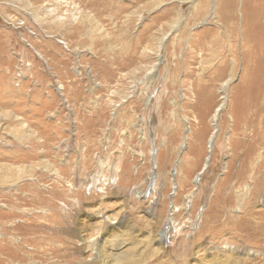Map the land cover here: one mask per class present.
<instances>
[{
    "label": "rangeland",
    "instance_id": "rangeland-1",
    "mask_svg": "<svg viewBox=\"0 0 264 264\" xmlns=\"http://www.w3.org/2000/svg\"><path fill=\"white\" fill-rule=\"evenodd\" d=\"M254 2L0 0V264L63 263L57 236L82 240L41 223L70 209L89 239L125 215L136 264H263L240 219L209 225L264 219V42L240 47Z\"/></svg>",
    "mask_w": 264,
    "mask_h": 264
},
{
    "label": "bare ground",
    "instance_id": "bare-ground-1",
    "mask_svg": "<svg viewBox=\"0 0 264 264\" xmlns=\"http://www.w3.org/2000/svg\"><path fill=\"white\" fill-rule=\"evenodd\" d=\"M249 1V0H248ZM255 2L254 3H258L259 1H262V7H258V6H253L252 9H249V10H246L242 15L243 19L244 18H247L249 19L251 16L252 17H256V16H259L262 14V9L264 7V0H254ZM234 2V0H233ZM244 2V1H242ZM247 6V5H246ZM245 6V7H246ZM244 7V5H243ZM252 7V5H251ZM243 10V8L241 9V11ZM232 12V10H231ZM262 17V16H261ZM259 20H261V23H258L254 25V23L250 24V25H247V26H244L242 25V30H241V37H240V47H241V53L243 55L244 58L250 56L251 52H252V48H255L256 45L263 41L264 42V19L262 18H259ZM231 22V21H230ZM233 23V22H232ZM258 27L259 30L258 32H256V35L257 37H260V40L258 41H254L253 43V46L249 44V41H250V38H251V34L249 33L248 30L250 29H254L255 27ZM231 27V26H230ZM231 30V29H230ZM233 39V38H231ZM251 51V52H250ZM254 54V52H253ZM230 55V54H229ZM263 57H264V54H263ZM223 58V57H222ZM224 59V58H223ZM222 59V60H223ZM236 63V62H235ZM260 64V62H259ZM257 74V73H256ZM248 82V81H247ZM228 84V81L226 80L225 83H223V86H226ZM251 89V88H250ZM254 89V88H253ZM237 89H235L236 91ZM260 90V89H259ZM234 91V92H235ZM250 91V90H249ZM249 91H246V93L248 94ZM264 91V90H263ZM237 92V91H236ZM240 92V90H239ZM243 92V91H242ZM245 93V94H246ZM242 94V93H241ZM240 95V94H239ZM244 95H242L243 97ZM258 97V96H257ZM235 100V98H234ZM239 100V99H238ZM245 106H248V103H246ZM219 108V107H218ZM219 111V110H217ZM218 113V112H217ZM247 121V120H246ZM261 132V130H259V132L257 133L258 136H259V133ZM258 136H257V139H258ZM212 142V141H211ZM210 142V143H211ZM235 142V141H234ZM240 142V141H239ZM231 143V142H230ZM241 143V142H240ZM253 144H254V141H253ZM259 145H262V144H259ZM258 146V144H257ZM264 146V145H263ZM251 170V169H250ZM4 172V171H3ZM159 176V175H158ZM155 181V180H154ZM6 182V181H5ZM152 182H153V179H152ZM253 190V188H252ZM251 190V191H252ZM81 191V190H80ZM77 190L76 192V196H78L79 194H81V192ZM256 191V190H255ZM37 194V193H36ZM36 194H35V197H36ZM241 196H239V199L242 198V199H245V200H240L242 201L244 204L242 206H240V208L242 210H246L249 208V206L247 205L248 203V199L246 200V198L248 197L246 194L244 193H240ZM82 195V194H81ZM60 196V195H59ZM83 196V195H82ZM256 196V194L254 193V197ZM38 199V198H37ZM63 199V198H62ZM69 200V199H68ZM72 201V200H71ZM252 201V200H251ZM241 202V203H242ZM253 202V201H252ZM249 204V203H248ZM54 205V204H53ZM66 208V207H65ZM220 209V208H219ZM215 213L214 214V217L211 218L212 221L210 222L209 221V225L212 226L211 224H214L217 226V224H223L227 227H225V230H227L228 228H230L232 226L233 223H240L239 222V219L241 220V225H243V227L246 229V231L248 232L249 235L254 234L256 236V239L257 241H259L260 243L264 242V219L263 218H260L258 216H255L253 213H251V216H238V221H236L235 219V216H229V218L227 217H224L221 222H219L217 219L219 218V214H218V211L217 210H214ZM68 212V211H67ZM263 213L264 212V209L261 210V211H258V213ZM51 213V212H50ZM53 213V212H52ZM59 210L58 211H55V213L53 214V217L51 218V224L49 225H45L44 223H41V226L45 227V231L44 232H48L50 233V231H52V233H54V236H55V232H59V233H63V232H69L73 238H79L80 240H82V243L81 244H76L75 242H71L70 240H65L63 237L58 238L59 240V244L56 246V247H52L50 248L51 251H52V254L55 253V256L57 258L56 262L60 263V262H63L61 264H80V260H86V263L87 264H136L137 262H135V260L133 259L134 257V252L136 251V243H134V246L132 245V243H129L127 246H123L122 242L120 241V238H124L127 240V237L129 236L131 239H133V233L134 232H138V229L135 225L131 224L130 222H127L128 219L125 217V215H122L120 216V218L116 221V224L115 225H111L113 224V222H110V224H107L106 227V231H105V234L106 232H109V235L110 233H112L110 236H105L103 235V238H93V239H89V238H84L80 233L81 231L85 228V225L83 226H79V225H75L73 223V212H72V209H70V211L67 213V215L65 216L66 217V221L63 219L65 217L62 216V214L59 215ZM57 214L60 216H57ZM253 215V216H252ZM213 216V215H212ZM153 217V216H151ZM155 217V216H154ZM171 217V216H170ZM173 218V217H172ZM174 220V218H173ZM209 220V219H208ZM214 221V223H213ZM150 222V221H149ZM104 223H108L106 222V219H104ZM148 223V222H147ZM39 225V224H38ZM56 225V226H55ZM231 225V226H230ZM35 226V225H34ZM37 226V225H36ZM151 226V225H150ZM207 226V225H206ZM156 227V226H155ZM151 228V227H150ZM215 228V227H214ZM201 230V229H200ZM222 230V229H220ZM233 230V229H232ZM231 230V231H232ZM55 231V232H54ZM115 231V232H114ZM215 231V230H214ZM217 231V230H216ZM117 232V234H116ZM153 232H154V227L150 230L148 229V232H146V235L144 236L143 240H145L147 243H146V247L149 248V255L147 258H152V257H156L159 253L160 250H162L161 246H159L157 244V239L155 240L156 237H154L153 235ZM116 234V244L114 245L113 244V235ZM200 232L197 233V235L199 234ZM137 234V233H136ZM46 235V234H45ZM135 235V233H134ZM53 236V237H54ZM82 236V237H81ZM38 237V236H37ZM49 237V236H48ZM6 238V237H5ZM41 240L44 239V235L39 237ZM7 239V238H6ZM124 239L122 240L123 243H124ZM8 240V239H7ZM34 240V239H33ZM40 240V241H41ZM142 240V244L145 245V241L143 242ZM46 241V240H45ZM48 241V240H47ZM112 241V243H111ZM190 241V240H189ZM193 241V240H192ZM4 242V241H3ZM43 242V241H42ZM58 242V241H57ZM117 242H119L117 244ZM127 242V241H126ZM141 242V241H140ZM194 242V241H193ZM255 242V241H254ZM29 243V242H28ZM27 243V244H28ZM44 243V242H43ZM66 243V244H65ZM38 244V243H37ZM198 244V243H197ZM193 245V244H192ZM264 246V245H263ZM14 247V246H13ZM19 247V246H18ZM33 247V246H32ZM207 249L209 251H212L213 254H212V257H220L221 254L219 255V250H221L222 252H227L222 250L220 246H215L212 241L210 240L208 242L207 245L204 246V249ZM230 247V246H229ZM228 247V250H231V248L229 249ZM16 248V247H15ZM40 248H41V245H40ZM147 248V249H148ZM198 248V247H196ZM35 249V248H34ZM46 248H41V252L44 251ZM38 250V249H37ZM145 248L144 250H141L139 251L140 253L138 254L139 256H142V257H145ZM199 250V248L197 249V251ZM23 251V250H22ZM48 251V250H46ZM88 252V255L86 256H83L81 257V252ZM186 252H184V254H188L190 253V249L187 248V250H185ZM162 252V251H161ZM192 252V251H191ZM259 252V251H258ZM257 252V253H258ZM47 252H45L46 254ZM164 254H167L165 252H163ZM162 253V254H163ZM249 253V252H248ZM23 255V254H22ZM191 255V253H190ZM250 255V254H249ZM61 256L63 257V259L61 258ZM162 256V255H161ZM171 256V255H170ZM44 257V256H42ZM59 257L62 259L60 260ZM169 258V257H168ZM184 258V257H183ZM155 259V258H154ZM163 259V258H161ZM165 259V258H164ZM255 259V257H254ZM263 261H264V256L261 258ZM146 260V259H145ZM144 260V261H145ZM167 260V259H166ZM142 261V260H141ZM139 262V260H138ZM169 262V261H168ZM183 262V261H182ZM144 263V262H142ZM199 263V262H198ZM170 264V263H169ZM206 264H222L221 262L216 261L215 262H212V263H207L206 261ZM264 264V262H263Z\"/></svg>",
    "mask_w": 264,
    "mask_h": 264
},
{
    "label": "water",
    "instance_id": "water-1",
    "mask_svg": "<svg viewBox=\"0 0 264 264\" xmlns=\"http://www.w3.org/2000/svg\"><path fill=\"white\" fill-rule=\"evenodd\" d=\"M212 138H210V142H211ZM150 184H153L152 181L150 182Z\"/></svg>",
    "mask_w": 264,
    "mask_h": 264
}]
</instances>
